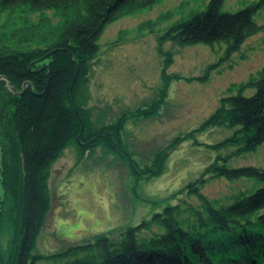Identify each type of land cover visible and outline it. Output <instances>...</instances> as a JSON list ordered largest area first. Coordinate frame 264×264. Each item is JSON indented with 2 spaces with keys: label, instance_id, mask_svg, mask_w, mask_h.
<instances>
[{
  "label": "trees",
  "instance_id": "16d2710c",
  "mask_svg": "<svg viewBox=\"0 0 264 264\" xmlns=\"http://www.w3.org/2000/svg\"><path fill=\"white\" fill-rule=\"evenodd\" d=\"M158 1L0 0V264H264V168L228 164L232 157L264 144V67L256 77L240 83L237 93L223 95L195 129L158 151L152 167L145 165V179L160 175L168 152L184 140L218 152L234 147L216 155L203 174L176 196L177 200H183L181 194L195 197L197 205L167 204L149 219L128 226L116 240L99 235L55 252L38 251L51 209V170L65 149L73 148L80 160L99 148L106 156L122 158L132 175L137 174L138 162L125 139L126 121L157 116L170 81L181 78L167 72L173 58L163 50V42L223 41L229 58L264 27L256 21L264 0L234 11L223 9L224 0H209L203 9L173 21L157 38L162 59L158 96L135 109L125 107L105 121L89 105L99 38L107 24ZM44 10H54L59 22L52 26L46 16L36 22L25 18L26 13ZM16 14L20 24L13 20ZM159 18L138 27L154 33ZM220 63L183 78L207 82ZM246 87H253V93L244 95ZM216 126L232 133L216 143L197 140L198 134ZM204 174L244 178L253 185L217 205L200 192ZM143 231L148 237L141 236Z\"/></svg>",
  "mask_w": 264,
  "mask_h": 264
},
{
  "label": "rangeland",
  "instance_id": "374dc122",
  "mask_svg": "<svg viewBox=\"0 0 264 264\" xmlns=\"http://www.w3.org/2000/svg\"><path fill=\"white\" fill-rule=\"evenodd\" d=\"M208 1L160 0L107 24L98 42L100 51L93 66L89 103L103 120L110 121L121 109H135L158 96L162 86V59L157 38L167 25L188 17L190 11L203 9ZM253 1L257 0H224L222 7L234 11ZM40 16H46L52 26L60 20L54 10L26 13L25 18L36 22ZM158 18L154 33L139 29L140 23ZM13 20L17 24L22 22L19 14ZM256 21L264 25V10ZM162 48L170 51L173 58L167 72L181 78L170 81L165 103L157 116L130 117L126 121L125 139L129 152L138 162L137 174L132 175L122 158L106 156L99 148L80 160L73 148L65 149L51 170V209L39 235L38 251L55 252L71 244L93 241L99 235L116 240L128 226L149 219L167 204L187 201L197 205L195 197L181 194L183 200H177L176 196L189 181L203 174L216 155L234 149L227 147L218 152L195 145L193 140H184L168 152L163 172L145 179V165L152 167L158 151L165 149L176 136L195 129L214 111L223 95L237 93L240 83L257 76L264 67V27L249 36L229 58L223 41L187 45L167 40ZM220 60V66L211 72L207 82H188L183 78L200 75L208 64ZM253 91V87H246L242 93L250 95ZM231 133L230 129L216 126L196 138L211 144ZM228 164L264 168V144L255 151L232 157ZM204 177L200 192L217 205L230 202L253 185L244 178L228 180L209 174ZM141 236L148 237L144 231Z\"/></svg>",
  "mask_w": 264,
  "mask_h": 264
}]
</instances>
